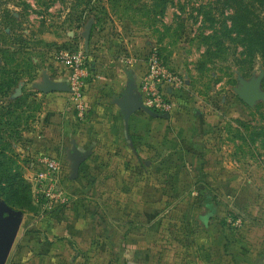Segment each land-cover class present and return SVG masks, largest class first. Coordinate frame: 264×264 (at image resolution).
Returning <instances> with one entry per match:
<instances>
[{
    "label": "rangeland",
    "instance_id": "rangeland-1",
    "mask_svg": "<svg viewBox=\"0 0 264 264\" xmlns=\"http://www.w3.org/2000/svg\"><path fill=\"white\" fill-rule=\"evenodd\" d=\"M238 13L244 16L237 23L248 28L259 24V32L264 30V4L251 0H0V85L5 82L0 87V162H5L0 185L7 181L9 170L24 175L26 184L23 205L8 204L2 191L0 203L7 205L5 215L22 213L17 239L27 227H41L35 224L49 220L56 208L72 203V191L65 184L67 165L63 163L59 183L66 200L60 204L50 203L54 198L42 190L34 174L44 155L60 157L45 135L44 117L52 92L43 87L47 81L69 84L70 67L62 52L79 48L88 51L89 82L96 68L115 64L128 72L129 84L135 82L141 98V79L154 51L182 81L173 90L175 109L167 117L152 109V113L135 112L141 118L139 143L153 144L156 149L148 158L161 163L148 176L152 180L137 179L124 188L137 196L133 201L143 213L125 211L122 222L117 221L118 191L124 184L113 181V176L106 185L89 178L79 187L93 195V206L106 216L108 225H137L148 233L151 249L139 256L148 258L139 264H150L149 259L151 264H198L188 217L198 225L196 214L207 211L199 205L198 189L206 182L210 190L214 188L212 200L219 211L214 225H232L237 235L245 225H264V97L248 104L240 96L243 85L257 79L264 92V45L254 44L257 35L250 42L245 28L234 25L232 18ZM12 69L21 74L17 85L9 87ZM129 84L118 99L125 98ZM192 124L195 128H190ZM145 125H150L152 138L144 135ZM168 126L173 134L183 130L182 144L193 140L199 145L200 167L209 181L191 176L192 168L183 170L178 164L170 170L184 171L182 183L175 179L168 183L162 149L169 141ZM209 160L217 171L206 167ZM217 172L229 173L235 183L230 177L218 180ZM180 186L184 193H178ZM103 189L106 200L99 199ZM231 189L238 194L228 195ZM105 201L110 205L107 214H103ZM124 252L123 264H133L131 252L126 248ZM19 260L5 264H20Z\"/></svg>",
    "mask_w": 264,
    "mask_h": 264
},
{
    "label": "crops",
    "instance_id": "crops-1",
    "mask_svg": "<svg viewBox=\"0 0 264 264\" xmlns=\"http://www.w3.org/2000/svg\"><path fill=\"white\" fill-rule=\"evenodd\" d=\"M128 84L129 74L122 67L110 64L101 69L96 68L87 87L90 114L83 121L77 118L68 91H55L48 95V107L44 117L47 127L45 135L49 137L50 144L54 145L53 150L59 153L58 158L69 167L67 175L69 180L65 184L68 190L72 191V203L69 202L66 209L50 212L49 220L43 219L35 224L41 227L33 229L27 227L22 231L19 238L16 237L17 241L15 240L7 261L13 260L16 263L21 259L20 264H123L125 248L131 252L129 256L134 261L133 264L143 263L148 259L139 257L147 255L151 249L148 233H144L137 225H108L106 216L98 209L95 210L93 195L89 197L90 192L88 194L86 189L83 191L79 189L81 184L89 182V178L106 185L109 177L113 176V181L124 184L122 191L116 189L119 192L117 221L122 222L125 211L130 214L143 213L142 209L139 211V203L133 201L137 196L134 197L124 188L137 179L152 180L148 176L151 177L153 170L161 163L148 158L149 153L156 149L153 144L138 141L140 133L137 122L141 119L140 115L134 113L126 120L121 108L116 104ZM170 117L168 120L172 122L173 116ZM145 126L141 127L144 135L152 138L150 125ZM192 126L190 128H195L194 124ZM181 130L178 134H173L168 126L167 137L169 136L170 142L162 146L166 154V156L163 154L165 163L163 165L168 169L164 174L165 178L168 183L174 179L182 183L183 170L190 167L191 176H199L200 180L209 181L207 171L201 170L200 167L203 160L199 145L193 140L192 142L184 140L182 144L180 140L184 134ZM190 130L195 132L193 129ZM175 137H179L177 139L179 142ZM75 147L90 155L81 164L78 175L73 178ZM178 164L183 166V170L179 168L176 173L172 172L171 167ZM206 167H210L211 171L212 169L217 171L210 160L206 162ZM216 175L220 176L218 180L230 177L235 183L229 173L217 172ZM62 181L63 179H60L59 183ZM209 190L206 193L212 198L214 188ZM184 192L180 186L178 193ZM246 193L247 191H243L242 195ZM227 194L235 196L238 194L237 189L228 190ZM100 196V200L101 198L106 200V190L103 189ZM55 201L52 199L50 203L60 204ZM104 205L103 214H107L106 207L110 205L106 201ZM211 205H213L211 215H207L206 211L196 214L200 224L196 225L188 217L189 230L194 235L192 248L198 256V264H264V225H245L239 230L238 237L232 225L212 223L219 211L213 200ZM96 212L98 214H95ZM147 261L151 264L152 260Z\"/></svg>",
    "mask_w": 264,
    "mask_h": 264
},
{
    "label": "built area",
    "instance_id": "built-area-1",
    "mask_svg": "<svg viewBox=\"0 0 264 264\" xmlns=\"http://www.w3.org/2000/svg\"><path fill=\"white\" fill-rule=\"evenodd\" d=\"M62 55L69 65V95L73 110L78 119L85 120L89 111L87 87L90 76L89 55L84 48L64 50ZM180 77L170 72L157 51L148 62V68L140 84L141 100L148 108L160 113H172L175 103L171 97L173 90L181 85ZM63 162L56 156L44 155L41 166L34 177L42 190L58 202H64L65 195L59 186L63 175ZM55 201V202H56Z\"/></svg>",
    "mask_w": 264,
    "mask_h": 264
},
{
    "label": "water",
    "instance_id": "water-1",
    "mask_svg": "<svg viewBox=\"0 0 264 264\" xmlns=\"http://www.w3.org/2000/svg\"><path fill=\"white\" fill-rule=\"evenodd\" d=\"M90 27L91 26H89V30ZM259 83L260 79H257L251 83H246L240 90V96L248 104H252L257 98L264 97V92L260 91L258 88ZM135 86V82L131 80L129 88L125 93V98L118 99V103L126 120H128L132 114L140 109H143L149 113L153 112L150 108L143 104L140 95L136 92ZM43 90L45 92L63 90L69 91V86L65 82L47 81L46 85L43 87ZM161 116L167 117L168 114L164 113ZM73 152L74 157L72 177L74 178L78 175L81 164L88 158L90 154L88 152L80 151L77 147L74 148ZM6 208V204L0 203V264H5L8 259L11 248L18 235L22 218V213L20 211H15L10 215H5L4 212L6 211Z\"/></svg>",
    "mask_w": 264,
    "mask_h": 264
},
{
    "label": "trees",
    "instance_id": "trees-1",
    "mask_svg": "<svg viewBox=\"0 0 264 264\" xmlns=\"http://www.w3.org/2000/svg\"><path fill=\"white\" fill-rule=\"evenodd\" d=\"M252 2H255V1H258L260 4H264V0H251ZM244 15H239L236 14L232 19H233V22H234V25L236 24L237 25H240L243 26L245 28V30L248 32L250 36V42H254V37L255 35H257V41L255 40V43L256 45H264V30L260 31L258 30L257 26L259 24H255V25H252V26H249V28L247 27V25L245 24H242L241 21H239L238 23L236 22L238 18H241L243 17ZM4 53L5 52H9V49H3ZM13 54V53H12ZM6 57V55L4 56ZM10 73L12 76V80L8 83L9 87L10 86H16L17 85V82H18V79L20 78L19 74H21V71H19L18 69H15V70H10ZM5 82L2 83L0 85L1 86H4ZM1 151V150H0ZM2 153L0 152V155ZM1 166H0V171H2L1 169L2 168H5V162H0ZM11 171L9 170V177L7 179V181H5L4 185H0V191L4 192V195H5V201L16 207V206H21L23 205V202L21 199H24L25 198V195L23 194V192L25 191L26 189V184H25V178H24V175H23V178H22V175L17 172V171H14V173L12 174V172L10 173ZM3 173V172H2ZM206 181V180H205ZM93 182V181H92ZM199 192H200V197H199V205L200 207H205L206 208V205L208 204H211L212 202V198L210 197V195L208 193H206L208 190H209V185L208 183H204V185H200L199 186ZM24 190V191H23ZM66 209V206H60L58 208H56L55 210H62V209ZM96 214V213H95Z\"/></svg>",
    "mask_w": 264,
    "mask_h": 264
},
{
    "label": "flooded vegetation",
    "instance_id": "flooded-vegetation-1",
    "mask_svg": "<svg viewBox=\"0 0 264 264\" xmlns=\"http://www.w3.org/2000/svg\"><path fill=\"white\" fill-rule=\"evenodd\" d=\"M206 208H208L207 211H206V212H207L206 214H207V215H211V214L213 213V205H211V204L208 205V204H207V205H206ZM207 215H206V216H207ZM203 218H205V216H203ZM205 219H206V218H205Z\"/></svg>",
    "mask_w": 264,
    "mask_h": 264
}]
</instances>
